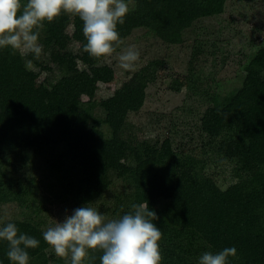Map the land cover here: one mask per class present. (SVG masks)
Here are the masks:
<instances>
[{"label": "trees", "instance_id": "16d2710c", "mask_svg": "<svg viewBox=\"0 0 264 264\" xmlns=\"http://www.w3.org/2000/svg\"><path fill=\"white\" fill-rule=\"evenodd\" d=\"M227 1L132 0L134 10L117 30L121 40L142 29L167 45H179L185 31L221 15ZM82 27L71 14L46 23L38 58L0 49V154L56 150L50 166L57 172L59 196H70L77 206L99 200L119 180L127 192L111 213L116 219L132 204L147 201L163 233L161 264H198L201 253L225 247L236 248L229 264H264V43L252 46L235 89L219 91L200 43L192 48L188 75L176 83L178 91L184 86L191 95L206 98L209 105L199 120L205 146L236 166L238 181L221 189L203 162L174 150L169 138L124 136L129 114L143 107L146 88L162 62L148 63L131 86L96 101L98 85L110 74L104 73L105 58L93 59L83 51ZM97 108L102 119L95 115ZM20 187L2 175L0 204L24 202L31 193ZM9 222L41 241L29 250L30 264H49L40 224L24 219L3 225ZM6 251L7 244L0 242V264H10ZM95 255L99 264L100 253Z\"/></svg>", "mask_w": 264, "mask_h": 264}, {"label": "rangeland", "instance_id": "374dc122", "mask_svg": "<svg viewBox=\"0 0 264 264\" xmlns=\"http://www.w3.org/2000/svg\"><path fill=\"white\" fill-rule=\"evenodd\" d=\"M27 3V0L24 4ZM131 7V5H130ZM145 30H135L121 40L116 53L106 57L102 66L109 73V80L98 85L96 101L111 97L116 92L131 86L148 63L161 61L156 70L155 80L146 88V99L137 113L128 116L124 136L137 140L162 141L169 138L178 152L194 155L203 162L204 171L214 178L221 189L236 183L235 164L230 159L218 156L206 146V136L200 130V118L209 105L205 97L193 96L182 86L178 91L176 83L183 82L188 75L189 60L195 44L204 45L206 70H215L214 81L220 92H227L239 86L240 69L252 46L264 43V0H228L221 15L201 19L183 33V43L167 45L161 40L148 36ZM135 46L140 53L134 71L121 69L118 55L127 47ZM213 66V68H212ZM44 74L37 77L40 81ZM95 115L100 119L99 108ZM106 133L107 129L101 125ZM56 150L38 152L24 151L0 154V177L12 179L28 189L30 196L24 202L11 200L0 204V226L9 220L32 219L43 230L55 222H63L66 215L81 206L69 196L62 200L57 172L50 166ZM127 188L117 180L97 201L91 204L106 218L114 219L111 210L116 199L122 197ZM49 264H68L70 257L58 258L48 253Z\"/></svg>", "mask_w": 264, "mask_h": 264}, {"label": "clouds", "instance_id": "9594fccd", "mask_svg": "<svg viewBox=\"0 0 264 264\" xmlns=\"http://www.w3.org/2000/svg\"><path fill=\"white\" fill-rule=\"evenodd\" d=\"M131 4L132 0H27L22 5L21 0H0V49L38 58L43 51L39 39L45 24L53 23L62 14H71L83 25V51L93 59L110 57L122 43L117 26L123 25L134 10ZM139 58L135 46L127 47L118 55V66L134 71ZM156 220L147 201L132 204L131 211L111 220L87 203L42 232L47 245L43 251L58 258L70 257V264H95V253H100L99 264H161L158 242L163 233L154 223ZM0 242L7 244L10 264H30L29 250L41 243L21 233L12 222L0 226ZM236 254L235 247L215 253L205 251L198 264H229V258Z\"/></svg>", "mask_w": 264, "mask_h": 264}]
</instances>
